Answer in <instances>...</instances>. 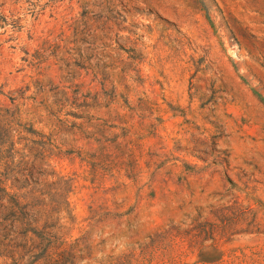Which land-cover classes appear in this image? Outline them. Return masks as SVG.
Listing matches in <instances>:
<instances>
[{"label": "rangeland", "instance_id": "obj_1", "mask_svg": "<svg viewBox=\"0 0 264 264\" xmlns=\"http://www.w3.org/2000/svg\"><path fill=\"white\" fill-rule=\"evenodd\" d=\"M0 13L19 22L0 28V195L31 166L47 210L67 195L72 217L52 210L36 231L77 240L60 264H264V0ZM30 127L31 151L11 147ZM8 214L3 198L0 264L15 263Z\"/></svg>", "mask_w": 264, "mask_h": 264}, {"label": "trees", "instance_id": "obj_2", "mask_svg": "<svg viewBox=\"0 0 264 264\" xmlns=\"http://www.w3.org/2000/svg\"><path fill=\"white\" fill-rule=\"evenodd\" d=\"M6 25L18 27L19 22L17 19L9 18L3 13H0V28L5 27ZM33 56L38 59V62L40 61L42 55L41 52H38L37 50ZM73 85L76 87V95H81L79 90L80 85L78 83H73ZM37 88L39 89L38 85ZM0 92H2L1 85ZM0 109L7 110V107H2ZM5 114L6 112L0 113L3 117H5ZM5 120V124L8 125L10 120L7 118ZM3 129L7 132L9 131L7 127H4ZM27 132L32 133L34 132V129L31 127L30 129H16L14 134H17L18 140L12 136L14 134H11V141L9 143L10 146L14 147L15 143L19 142L22 143L20 149L30 152L32 148L31 143L34 142V139L31 135L27 134ZM31 167H26L20 172V176L16 177L17 181L22 182L21 185L18 186L16 184H10V190L4 189V194L0 195V200L5 198L9 210L7 217L8 221H6V226L9 232L6 237L7 240L5 245L10 246L11 254H9V256L13 258V261L15 260V263L11 262L12 264H19L22 260L26 262L28 261V264H38L40 260H42V264H60L63 261L66 262L68 257L72 255L73 246L76 244L77 240L68 242L61 237H51L50 235H45L44 232L38 233L36 231L40 226V219L43 216H49L52 210H55L59 217L62 215L72 217L69 200L66 198L67 195H64L62 199L57 200L56 208L51 207L47 210V206H50V203L54 200L41 197L39 194H36V189L33 184L35 180H32L30 177L32 175L31 170L33 169V166ZM61 180L69 182L70 179L59 175L53 183H57ZM23 189L24 191H22ZM1 223L2 222L0 221V224ZM18 238L29 242V248L26 249V251L27 253L29 252L28 254L30 255H27V258L20 254L23 249H16L17 246H20V244H16V240ZM13 254H18V256L15 257ZM4 255L8 256L7 253ZM1 263L7 264V262Z\"/></svg>", "mask_w": 264, "mask_h": 264}]
</instances>
